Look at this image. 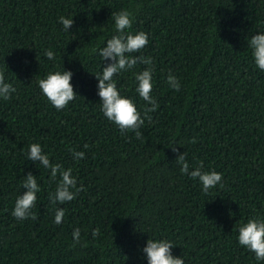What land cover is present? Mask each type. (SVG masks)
Instances as JSON below:
<instances>
[{
	"label": "trees",
	"instance_id": "trees-1",
	"mask_svg": "<svg viewBox=\"0 0 264 264\" xmlns=\"http://www.w3.org/2000/svg\"><path fill=\"white\" fill-rule=\"evenodd\" d=\"M121 9L134 15L126 32L148 35L132 55L153 60L114 77L144 118L135 74L153 68L159 107L141 139L122 134L98 96L96 75L112 61L93 49L116 34L112 13ZM61 16L74 21L68 31ZM258 33L264 0H0V72L16 88L0 99V264H148L149 238L171 241L184 264H264L238 243L241 223L264 219V71L248 46ZM63 70L72 72L77 96L58 111L38 81ZM169 72L179 91L167 84ZM31 143L72 169L83 187L74 200L49 201L59 176L27 159ZM73 150L84 158L75 160ZM183 153L189 171L202 162L204 171L222 173L223 187L205 194L181 173ZM29 173L41 189L31 210L37 218L17 220L12 209ZM57 207L65 210L60 224Z\"/></svg>",
	"mask_w": 264,
	"mask_h": 264
},
{
	"label": "clouds",
	"instance_id": "clouds-1",
	"mask_svg": "<svg viewBox=\"0 0 264 264\" xmlns=\"http://www.w3.org/2000/svg\"><path fill=\"white\" fill-rule=\"evenodd\" d=\"M112 19L114 20L116 34L107 39L104 47L93 49L94 52H98L103 60L112 61L102 68L101 75H96L101 111L109 121L118 127L122 134L132 131L137 139H141L142 134L139 129L144 125L145 119L151 120L148 114L159 107L156 99L152 96L153 68L145 67L142 71L135 74V81L137 82L135 91L146 105L143 109L144 118L141 117V112L137 109L132 99L120 95L114 77L121 71L133 68L138 63L149 66L153 64V60L150 57L132 55L133 53H140L147 46L149 42L148 35L143 31H138L134 34L125 31L132 28L134 19L133 13L128 9L113 12ZM59 21L67 31L74 22L72 18H65L64 16H61ZM248 46L252 49V57L256 67L264 71V33L252 36L248 40ZM45 56L47 59L53 60L55 53L49 49L45 51ZM71 77L72 72L70 71H53L38 81L42 94L58 111L66 108L69 102L73 101L77 96L70 83ZM166 82L172 89L179 91V80L171 72H169ZM15 92L16 88L12 83L6 82L5 74L0 72V99L10 100ZM191 142L195 143V138ZM84 147L87 148L88 145ZM175 150L173 148V151ZM84 155V152L73 150L74 159L77 161L83 159ZM186 157V153L177 156L176 162L180 165L181 173L198 180L205 194L217 185L223 187L221 183L222 173L215 170L204 171L202 162L193 168L192 171H189L190 165ZM27 159L39 161L43 168L50 170L52 180H56L57 176H59L55 190L48 197L53 205L70 202L83 190L82 186L77 187V179L72 175V169H65L60 163L51 162L49 155L44 153L39 143H31L28 146ZM22 187L26 191L23 192V195H19L16 198L11 214L17 220L29 218L35 220L37 216L31 210L35 206L37 193L41 190L36 177L29 173L24 177ZM64 215L65 210L63 208H55L54 223H62ZM99 231V228L93 229L92 236L94 238L97 237ZM72 237L73 247L80 244V229H74ZM238 243L254 253L256 260L264 261V219L252 217L246 223H241L238 227ZM173 247L172 242L167 239L149 238L142 251L146 254L148 264H184L182 257L172 255L171 249Z\"/></svg>",
	"mask_w": 264,
	"mask_h": 264
}]
</instances>
